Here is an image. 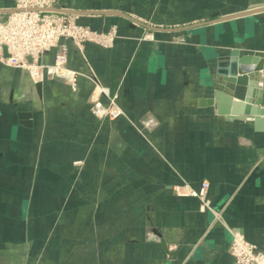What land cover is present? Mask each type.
Returning <instances> with one entry per match:
<instances>
[{
	"label": "crops",
	"instance_id": "1",
	"mask_svg": "<svg viewBox=\"0 0 264 264\" xmlns=\"http://www.w3.org/2000/svg\"><path fill=\"white\" fill-rule=\"evenodd\" d=\"M56 4L117 36L81 50L61 38L41 56L52 64L64 45L83 75L74 87L43 70L39 93L28 70L0 62V264H232L235 231L264 246V127L198 104L216 89L243 98L215 70L235 44L264 50V0ZM103 88L122 115L91 111ZM204 180L210 210L175 193Z\"/></svg>",
	"mask_w": 264,
	"mask_h": 264
},
{
	"label": "built area",
	"instance_id": "2",
	"mask_svg": "<svg viewBox=\"0 0 264 264\" xmlns=\"http://www.w3.org/2000/svg\"><path fill=\"white\" fill-rule=\"evenodd\" d=\"M13 8L4 18H0V62L28 70L34 82L42 81L45 70L47 77H59L72 87L75 86L79 72L65 66L64 45L52 64L40 62L41 56L56 46L61 38L71 40L81 50L85 43L111 46L117 34L114 27L102 31L80 23L78 15L62 11L60 8L63 7L58 6L56 0H15ZM100 92L106 96V100L97 98L92 102L94 114L98 117H117L122 114V110L114 107L112 101L107 102L109 96L104 88ZM108 104L111 105L110 110L105 108ZM179 187L185 190L179 192ZM174 190L177 195L193 194L199 198L201 208L212 209L207 198V181H202L197 190L187 184L175 185ZM228 251L232 256V264H264V246L246 240L237 231L233 232Z\"/></svg>",
	"mask_w": 264,
	"mask_h": 264
},
{
	"label": "water",
	"instance_id": "3",
	"mask_svg": "<svg viewBox=\"0 0 264 264\" xmlns=\"http://www.w3.org/2000/svg\"><path fill=\"white\" fill-rule=\"evenodd\" d=\"M14 9L0 8V13H8ZM60 9L66 13L76 15L87 13L86 11ZM100 13L119 12L103 10ZM239 14H247V12ZM215 72L222 76L225 83L234 88H240L243 98L236 99L231 94L216 89L211 96L199 98V106L213 107L218 115L226 118L234 119L238 117L252 121L257 129H262L264 127V118H262L264 117V50H255L251 54H240V46L235 44L232 46L229 56L217 63ZM82 79L83 75L78 74L76 80L80 81ZM257 83H260V86ZM35 85L40 93L41 81H37ZM18 116L24 125H31V112L22 111L18 113ZM160 242L163 250L171 255L172 252L167 249L164 239H161Z\"/></svg>",
	"mask_w": 264,
	"mask_h": 264
},
{
	"label": "rangeland",
	"instance_id": "4",
	"mask_svg": "<svg viewBox=\"0 0 264 264\" xmlns=\"http://www.w3.org/2000/svg\"><path fill=\"white\" fill-rule=\"evenodd\" d=\"M112 28V27H114L115 28V30H116V33H117V28H116V26H114V25H111V26H109L107 29H105V30H102V31H106V30H108L109 28ZM96 30V29H95ZM150 29H148L147 31H149ZM116 36H117V34L114 36V39L116 38ZM145 37V36H144ZM114 39H113V42H114ZM113 42H112V44H113ZM112 44H111V46H112ZM111 46H108V47H102V48H109V47H111ZM89 77H90V80L92 81V83H93V85L94 86H99L100 85V82H99V80L96 78V76L94 75V73L93 72H90V74H89ZM105 96V95H104ZM105 98H106V96H105ZM96 100V99H95ZM110 101H112L113 102V104L112 105H114V107H119L118 105H117V103L115 102V98L114 97H110L109 96V99L107 100V102L109 103ZM106 104V103H105ZM107 107H105V108H108V110H110L111 109V105L110 104H108V105H106ZM93 107H94V103H91V106H90V109H91V111L94 113V110H93ZM120 108V107H119ZM121 109V108H120ZM122 110V109H121ZM122 114H123V111H122ZM122 114H120V115H122ZM96 115V114H95ZM119 115V116H120ZM97 116V115H96ZM106 116H109V115H104V116H102V117H106ZM109 117H111V116H109ZM77 163H79V161L77 162Z\"/></svg>",
	"mask_w": 264,
	"mask_h": 264
},
{
	"label": "bare ground",
	"instance_id": "5",
	"mask_svg": "<svg viewBox=\"0 0 264 264\" xmlns=\"http://www.w3.org/2000/svg\"><path fill=\"white\" fill-rule=\"evenodd\" d=\"M179 188H180V187H179ZM179 188H178V189H179ZM178 191L181 192L180 190H178Z\"/></svg>",
	"mask_w": 264,
	"mask_h": 264
}]
</instances>
